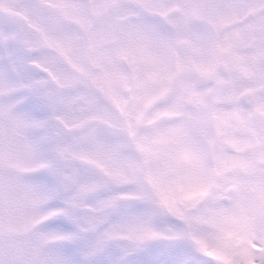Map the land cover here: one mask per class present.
I'll list each match as a JSON object with an SVG mask.
<instances>
[{"label":"snow or ice","instance_id":"obj_1","mask_svg":"<svg viewBox=\"0 0 264 264\" xmlns=\"http://www.w3.org/2000/svg\"><path fill=\"white\" fill-rule=\"evenodd\" d=\"M0 264H264V0H0Z\"/></svg>","mask_w":264,"mask_h":264}]
</instances>
